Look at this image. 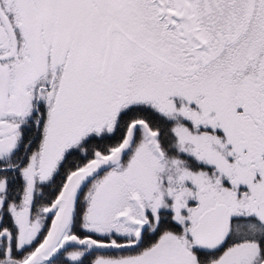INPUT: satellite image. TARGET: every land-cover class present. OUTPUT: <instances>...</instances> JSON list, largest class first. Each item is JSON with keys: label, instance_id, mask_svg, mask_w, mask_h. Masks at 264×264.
<instances>
[{"label": "snow or ice", "instance_id": "snow-or-ice-1", "mask_svg": "<svg viewBox=\"0 0 264 264\" xmlns=\"http://www.w3.org/2000/svg\"><path fill=\"white\" fill-rule=\"evenodd\" d=\"M0 264H264V0H0Z\"/></svg>", "mask_w": 264, "mask_h": 264}]
</instances>
